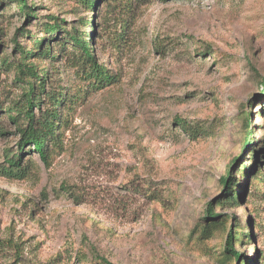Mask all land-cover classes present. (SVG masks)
<instances>
[{
    "label": "rangeland",
    "instance_id": "obj_1",
    "mask_svg": "<svg viewBox=\"0 0 264 264\" xmlns=\"http://www.w3.org/2000/svg\"><path fill=\"white\" fill-rule=\"evenodd\" d=\"M92 1L27 0L26 21L0 0V264H264V0ZM65 32L89 46L92 35L117 82L85 83ZM16 45L50 76L33 113L63 93L48 166L20 150ZM229 229L238 258L225 252Z\"/></svg>",
    "mask_w": 264,
    "mask_h": 264
},
{
    "label": "trees",
    "instance_id": "obj_2",
    "mask_svg": "<svg viewBox=\"0 0 264 264\" xmlns=\"http://www.w3.org/2000/svg\"><path fill=\"white\" fill-rule=\"evenodd\" d=\"M17 6L22 13L23 18L26 21L31 20L34 17V5L28 7L27 0H16ZM133 1V0H132ZM137 1V0H136ZM143 1V0H138ZM84 4L89 6L92 10L96 5V1L92 0H82ZM127 3H131V0H126ZM94 18L90 20V23L94 27ZM83 25H86V21L82 22ZM128 24L121 23L120 24V33L117 35L118 41L123 40L125 35L128 31ZM61 29V26L57 22H53L52 25L47 26L48 32L51 36H56L57 31ZM68 33V34H67ZM77 33V32H76ZM76 33H69L65 32L67 35V40L71 42L70 46V54L72 55L71 59H66L72 67H79V63L81 68L79 70L81 79L93 87L95 90H103L112 84L116 83L118 80V76L113 70H107L106 67L99 63L97 59L94 57L92 53V46L94 44L93 36H90L91 46L87 43V41L80 37ZM41 42H36L38 45L37 49L40 51ZM18 48L19 54L22 56L24 60V64H20L17 66V72L20 77H25V86H26V108L25 111V120H26V127L21 132V140H20V150L24 148L26 145L32 146L33 151L38 155V157L45 163L46 166L50 164V158L48 156V145L54 141L55 138V129L57 128L58 123V114L57 110L62 104L63 101V93L55 91L53 96L48 98L50 102V108L42 112L40 115L36 116L32 109L33 106L40 109L41 106V97L45 95L46 91V82L47 79L50 77L49 73L46 72L44 69H39L32 62H28L29 58L36 56V51H27L24 48H21L19 45H16ZM65 49H60L59 57L62 59L64 57ZM46 57H49L48 52H45ZM38 55V54H37ZM53 60V58H51ZM264 89V88H263ZM38 94L35 96V93ZM250 116H247V126L250 122ZM252 135L250 132L247 133L244 143L242 145V151L248 149L252 142ZM260 148V147H259ZM256 150H252L255 158L257 155ZM260 172L253 173L252 177H257ZM248 174L245 176V180ZM261 180H259L260 182ZM221 185L224 188V192H230L228 194V200H234L235 193L231 192L232 187L235 185L234 178L232 177V173H228L225 178L221 179ZM264 187V181L262 183ZM237 196L239 192L236 193ZM206 216L208 219L214 220L218 216L214 214L213 204L209 203L206 208ZM234 233L233 229H229L226 240H225V252L226 254L232 255L235 258L239 257V254L233 248V241H234ZM7 245V242L0 240V247L3 245ZM109 264V263H108ZM246 264H254V259H248ZM258 264V262H257Z\"/></svg>",
    "mask_w": 264,
    "mask_h": 264
}]
</instances>
